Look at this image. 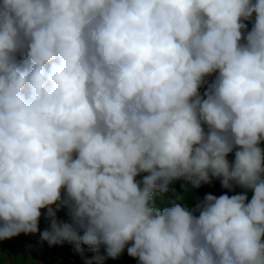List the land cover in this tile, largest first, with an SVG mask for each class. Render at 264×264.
I'll use <instances>...</instances> for the list:
<instances>
[{
    "label": "clouds",
    "instance_id": "clouds-1",
    "mask_svg": "<svg viewBox=\"0 0 264 264\" xmlns=\"http://www.w3.org/2000/svg\"><path fill=\"white\" fill-rule=\"evenodd\" d=\"M38 233L57 263L264 264V0H0V242Z\"/></svg>",
    "mask_w": 264,
    "mask_h": 264
},
{
    "label": "trees",
    "instance_id": "trees-1",
    "mask_svg": "<svg viewBox=\"0 0 264 264\" xmlns=\"http://www.w3.org/2000/svg\"><path fill=\"white\" fill-rule=\"evenodd\" d=\"M246 23H248V28L250 30V28L252 26L251 22H246ZM207 79H208V81L210 83L214 79V76L213 77H208ZM206 87L207 86L205 85L204 88H201V90H200L201 93H203V91L205 90ZM228 158H229V160H232L234 158V154H230ZM143 175L144 174H142L141 176H138L137 180L142 179ZM182 183H184V182L183 181H177L173 185H171L170 188H174L175 189V193H179V194L183 195L185 197L184 203H187L189 205V207H194L195 203L197 201V198L203 199L205 194H208V193H211V194L216 195V196H219V195H222V194H225V193H227L229 195L234 194L233 192L229 191L228 189L222 188V186L220 184V181L217 180V179H213L211 184L202 185L199 189H191V186L189 185L188 187H189L190 191H188V192H185V190L181 187ZM235 191L239 192V191H241V189L236 188ZM249 195H250V193H249ZM173 200H174V193L170 190L164 196L157 198V204L161 208L168 207V206H171V201H173ZM64 210H66V208H62L61 210H59L57 212L58 219H59L60 213H62ZM48 225H49L48 220L45 219L44 215L42 214V217H41V220H40V224H39L40 230L43 231L44 229H46L48 227ZM39 240H40V234L38 233L37 236H36V239L29 243L28 249H30V248L34 247L36 244H38ZM58 246H73V245L65 242L64 244H61V245H58ZM101 254L102 255L105 254L104 253V248L102 249ZM91 255L93 256L94 254H91ZM78 256H80V254H78ZM92 256L88 255V257H92Z\"/></svg>",
    "mask_w": 264,
    "mask_h": 264
},
{
    "label": "crops",
    "instance_id": "crops-1",
    "mask_svg": "<svg viewBox=\"0 0 264 264\" xmlns=\"http://www.w3.org/2000/svg\"><path fill=\"white\" fill-rule=\"evenodd\" d=\"M21 235L14 237L10 240L0 242V254L3 255L6 262L10 264H24L25 261L33 260V264H57L52 260L54 247L50 246L46 241H42L41 238L34 247L30 248L35 252V257L30 258L28 253L20 251L21 247H24V243ZM77 264H84V260L81 259Z\"/></svg>",
    "mask_w": 264,
    "mask_h": 264
},
{
    "label": "rangeland",
    "instance_id": "rangeland-1",
    "mask_svg": "<svg viewBox=\"0 0 264 264\" xmlns=\"http://www.w3.org/2000/svg\"><path fill=\"white\" fill-rule=\"evenodd\" d=\"M65 211H68L67 209ZM63 213H60L59 215V219L61 220L63 218ZM23 244V243H22ZM20 251H24L26 254L28 253V255H30V258L32 259V257H35V252H33L32 250L28 249V245L24 243V247L20 248ZM133 257L129 256L127 254V249H125V251L120 254L116 259H112V260H105L104 264H127V262L132 261ZM30 263L33 264V260H30ZM24 264H29V261H25ZM57 264H66V263H60L58 262ZM132 264H139L138 260L136 259L135 262H133Z\"/></svg>",
    "mask_w": 264,
    "mask_h": 264
},
{
    "label": "built area",
    "instance_id": "built-area-1",
    "mask_svg": "<svg viewBox=\"0 0 264 264\" xmlns=\"http://www.w3.org/2000/svg\"><path fill=\"white\" fill-rule=\"evenodd\" d=\"M32 237H34L33 234H32ZM64 257H67V256H64Z\"/></svg>",
    "mask_w": 264,
    "mask_h": 264
}]
</instances>
